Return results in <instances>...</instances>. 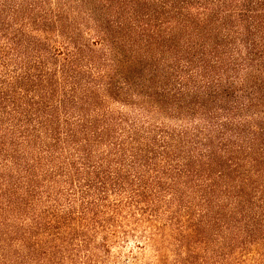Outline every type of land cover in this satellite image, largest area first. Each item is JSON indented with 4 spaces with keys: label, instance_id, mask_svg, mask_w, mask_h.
I'll return each instance as SVG.
<instances>
[{
    "label": "trees",
    "instance_id": "16d2710c",
    "mask_svg": "<svg viewBox=\"0 0 264 264\" xmlns=\"http://www.w3.org/2000/svg\"><path fill=\"white\" fill-rule=\"evenodd\" d=\"M131 241L264 264V0H0V264Z\"/></svg>",
    "mask_w": 264,
    "mask_h": 264
},
{
    "label": "rangeland",
    "instance_id": "374dc122",
    "mask_svg": "<svg viewBox=\"0 0 264 264\" xmlns=\"http://www.w3.org/2000/svg\"><path fill=\"white\" fill-rule=\"evenodd\" d=\"M134 250L135 252L138 251L137 246H135V243L133 241H131V243L129 245H126L123 249H122V261L120 264H128V260H129V254L131 253V251ZM152 256V251L149 250L145 253H141V259L142 261H148Z\"/></svg>",
    "mask_w": 264,
    "mask_h": 264
}]
</instances>
